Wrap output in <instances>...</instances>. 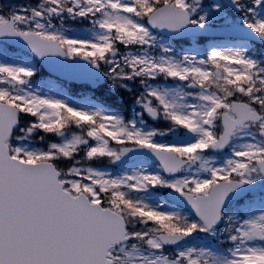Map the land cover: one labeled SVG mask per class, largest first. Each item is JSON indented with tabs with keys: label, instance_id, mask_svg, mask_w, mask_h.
Listing matches in <instances>:
<instances>
[{
	"label": "snow or ice",
	"instance_id": "1",
	"mask_svg": "<svg viewBox=\"0 0 264 264\" xmlns=\"http://www.w3.org/2000/svg\"><path fill=\"white\" fill-rule=\"evenodd\" d=\"M0 264H264V0H0Z\"/></svg>",
	"mask_w": 264,
	"mask_h": 264
},
{
	"label": "rangeland",
	"instance_id": "2",
	"mask_svg": "<svg viewBox=\"0 0 264 264\" xmlns=\"http://www.w3.org/2000/svg\"><path fill=\"white\" fill-rule=\"evenodd\" d=\"M24 3L29 2V0H22ZM79 28H83V27H79ZM79 28H74V29H79Z\"/></svg>",
	"mask_w": 264,
	"mask_h": 264
}]
</instances>
